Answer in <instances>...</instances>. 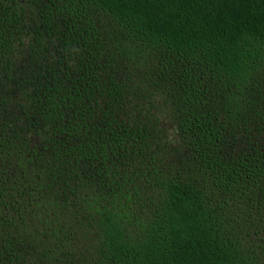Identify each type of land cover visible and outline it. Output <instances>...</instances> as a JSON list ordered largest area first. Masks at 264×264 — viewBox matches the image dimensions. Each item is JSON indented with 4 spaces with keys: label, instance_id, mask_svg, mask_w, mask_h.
Returning a JSON list of instances; mask_svg holds the SVG:
<instances>
[{
    "label": "trees",
    "instance_id": "1",
    "mask_svg": "<svg viewBox=\"0 0 264 264\" xmlns=\"http://www.w3.org/2000/svg\"><path fill=\"white\" fill-rule=\"evenodd\" d=\"M0 264H264V0H0Z\"/></svg>",
    "mask_w": 264,
    "mask_h": 264
}]
</instances>
